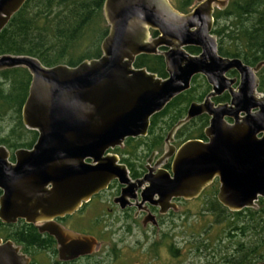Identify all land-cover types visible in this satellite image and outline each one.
I'll return each instance as SVG.
<instances>
[{
	"label": "water",
	"instance_id": "1",
	"mask_svg": "<svg viewBox=\"0 0 264 264\" xmlns=\"http://www.w3.org/2000/svg\"><path fill=\"white\" fill-rule=\"evenodd\" d=\"M25 1L0 0V31ZM214 2L198 0L191 11L180 14L167 0H103L108 28L100 55L73 67H45L29 56L0 55V70L22 67L30 75L20 118L37 134L29 149L12 153L13 163L0 146L1 223L34 224L70 215L111 180L142 188L141 202L163 208L173 207L172 198H196L214 177L219 183L216 199L228 211L253 208L258 197L264 198V95L255 93L254 75L264 60L250 68L218 55L210 34ZM149 31L157 36L150 39ZM186 47L198 53L189 54ZM141 54L160 55L166 77L134 68ZM230 70L238 74L235 90L234 80L225 77ZM197 74L211 91L202 103L189 105L174 129L206 114L207 142L188 140L176 150L168 147L169 172L156 163L154 173L130 181L125 166L108 151L126 138L145 136L149 118L186 91ZM225 90L228 104L209 100ZM53 230L60 253L74 258L91 251L92 238L65 244L60 228ZM0 264H27V259L5 241L0 243Z\"/></svg>",
	"mask_w": 264,
	"mask_h": 264
},
{
	"label": "trees",
	"instance_id": "2",
	"mask_svg": "<svg viewBox=\"0 0 264 264\" xmlns=\"http://www.w3.org/2000/svg\"><path fill=\"white\" fill-rule=\"evenodd\" d=\"M168 2L179 13H186L193 0ZM102 3L103 0H26L0 31V55L29 56L45 67H73L84 60L97 58L100 55V42L108 28L102 17ZM215 21L211 33L216 37L220 56L237 57L249 66L264 60V0H228L224 10L215 12ZM94 31H97L95 35ZM150 33L153 34L152 31ZM186 51L197 53L194 47H188ZM133 67L145 69L161 79L166 77L160 55H138ZM257 79V91L264 94V65L258 71ZM29 81L30 75L25 68L0 70V135L5 134L0 136V145L10 151L29 149L37 137L35 131L27 130L22 125L20 118ZM206 92L207 87L200 77H192L186 91L172 98L163 109L150 117L145 137L126 138L122 149L114 150L119 153L120 162L128 168L131 176L136 175L133 166L139 165L151 151L161 150L166 131L184 118L188 104L200 100ZM206 121L205 115H199L184 123L175 132L177 143L200 139ZM2 125L8 126L5 133ZM210 190L212 193L208 198L213 205L202 207L197 216L207 213L213 217L211 224L222 225L218 236L213 239L200 238L209 231L201 230L196 234L198 238L193 239V251H179L177 241L172 239L173 233L167 246L168 255L175 262L182 253L187 255V252H192L195 257H209V262L204 264H264V199L259 198L256 209L230 212L216 202L213 197L215 190ZM188 214L186 210L180 213L182 218L178 215L174 219L185 222ZM99 222V218H87L89 230L86 233L98 235L102 230L98 228ZM23 226L27 229H23ZM33 233L34 229L21 222L0 223V238L23 248H32L31 244L36 240ZM167 233H163L162 238ZM27 252L32 258L31 264H47V251ZM152 253L155 254L150 251ZM176 264L197 263L191 260L185 263L183 260Z\"/></svg>",
	"mask_w": 264,
	"mask_h": 264
},
{
	"label": "flooded vegetation",
	"instance_id": "3",
	"mask_svg": "<svg viewBox=\"0 0 264 264\" xmlns=\"http://www.w3.org/2000/svg\"><path fill=\"white\" fill-rule=\"evenodd\" d=\"M193 1H194V5L188 10V12L191 11L198 3V0H193ZM227 2L228 0H216V2L212 3V11H211L212 28H213V24L216 22L215 12L224 10L227 5ZM180 14H185V13H180ZM152 32L153 34H151L149 31L150 39L157 36V33L155 31ZM210 34L212 33L210 32ZM216 47H217V43H216ZM159 50L163 51L165 49L160 48ZM197 53H198V49H197ZM224 58L239 59L237 57H224ZM240 62L244 65H247L243 63L241 60ZM254 66H249V67L253 68ZM260 68L258 69V71L260 70ZM258 71L254 73L256 79H257ZM194 76L200 77V79L204 82V84L207 87V92L203 94L200 100L191 103H202L209 94V92L211 91V89L203 76L199 74ZM225 77L234 80V83L231 85V88L232 90H235L238 82V74L235 71L230 70L225 74ZM190 82H189V86H190ZM257 86H258V79H257ZM255 93L257 95H264L257 91V87L255 89ZM209 100L214 105L228 104L230 100V95L228 91L225 90L218 96L209 97ZM217 100L221 102H218ZM191 103L188 104L185 110V114ZM201 115H205L207 117L206 125L202 129L203 136L200 139H193V140H199L202 143H206L207 138H205L203 134V130L208 126L209 118L206 114H201ZM226 122L230 123L229 120H226ZM176 124L177 122L174 123L168 131H166L164 138L162 139V146L160 151L157 150L151 151L147 155V157L143 161H141L139 165H135L132 167V169L133 168L136 169L135 177L130 175L128 168L120 162V157L118 155L119 153L114 151V150L119 151L120 149H122V146L113 148L109 150L108 153L115 155L118 158V163L125 166L130 181L140 179L144 175H147L149 172L154 173L156 171L154 167L156 163L159 164L161 163L162 164L161 169H164L167 172H169L170 163L172 161V155L168 156V154H166L168 153L167 152L168 149L170 147H173L174 150H176L182 143L188 141L186 140L184 142L177 143V140L175 139V132L182 125L177 129H174ZM148 127L146 131V135L148 132ZM6 150L9 154L8 161L10 163H13L12 153L17 149L13 151H10L8 149ZM218 187H219L218 178L214 177L211 179V181L208 184H206V186L200 191L199 195L196 198H192L189 200H184L181 198H172L169 201V204L172 205L173 207L163 208V206L149 204L147 201L141 202L139 198V194L142 188H138L136 190L131 189L126 185L118 184L116 180H111L103 190L93 195L88 201L81 203L80 206L70 215L54 218L50 221L36 222L34 224H27L23 220H17L16 222L11 223V224H16L21 222L22 224L29 225V228L34 229L33 234H35L36 240H34L35 242L32 244L29 242L32 245V248L30 247L23 248L22 246L15 245L10 240H4L2 238H0V243L5 241H10L14 247L18 248V253L27 259V264L32 263V258L27 251H47L49 253L48 256H45L47 264H108V263L114 264L119 259L121 264H124V261L128 262V260L131 259L132 261H134V263H137L138 258H141V256L145 257L149 255L152 256L151 257L152 259H158L156 264H169L170 259L167 253V251H169L167 247L169 243L164 242L162 244L161 250L156 251L153 248L155 244L152 241L154 234L160 235L161 238L163 233L168 232L169 235L170 229L166 230L165 226L168 225L172 221V219L175 220L174 217H177L179 215V217L181 218L180 213L186 212L187 209L185 208L184 205L189 201L199 200V202H201L200 204L201 208L212 206L213 204L208 198L209 193L210 194L212 193V190L210 189L215 190V194L213 195V197L216 199ZM259 198L262 197H258L257 200L254 202V207L248 209H256ZM216 202L219 204L217 199ZM219 205L222 206L221 204ZM172 212L175 213L174 216H172ZM234 212H238V211H234ZM87 218H94V219L99 218L100 222L98 228L99 229L101 228L103 231L101 230L100 232H98L99 233L98 235L86 233L89 230V227L87 226L88 224L86 223ZM1 224L8 225L4 223ZM53 226L60 228L62 237L67 239L66 241L62 239L65 244H69V242L72 241L71 239L74 240L75 238H79V239H82L84 237L92 238L94 240V244L91 248V251H89L88 254L79 255L74 258H71L70 254L60 253L58 251L59 245L57 239L52 233L54 231ZM135 228L141 231V235L139 234L140 236H138V234L134 232ZM23 229H27V227L23 226ZM129 239H133V240H129ZM23 250H25L26 252H24ZM150 251H154L155 254L154 255L153 253L150 254ZM124 253L126 254L125 256Z\"/></svg>",
	"mask_w": 264,
	"mask_h": 264
},
{
	"label": "rangeland",
	"instance_id": "4",
	"mask_svg": "<svg viewBox=\"0 0 264 264\" xmlns=\"http://www.w3.org/2000/svg\"><path fill=\"white\" fill-rule=\"evenodd\" d=\"M194 5V1L191 4V7ZM106 24V23H105ZM97 31L93 32V35L96 34ZM4 132L5 133L8 130V126L5 127V125H2ZM5 135V134H2ZM201 202H199V200L197 201H189L187 202L184 206L187 209V213L188 214V219L183 222L182 220H173V223H169L168 225L165 226V229L169 230V235L167 233L166 238L162 239L160 237V235L154 234V237L152 238L154 245V249L156 251H160L162 244L165 243H171V234L174 233V236L172 237V239H175L177 241V246L180 247L179 251H193V249H191L192 247V243H193V239H197L198 236H196V234L201 233V230H209L208 233H203L202 235H200V238H206L209 237L210 239H213L214 237H217L219 234V228L221 229L222 225H218V224H211L213 221V217L210 216L207 213H203L201 216H197V212H199L202 208L200 206ZM180 209V208H178ZM183 216L181 215V218ZM186 223L187 226H186ZM180 229V231H179ZM179 231V233H178ZM201 231V232H200ZM134 232H136V234H138V236L141 235V231L137 230L136 228L134 229ZM172 232V233H171ZM140 234V235H139ZM151 234V233H150ZM141 238V237H140ZM115 240V239H114ZM129 240H133V239H129ZM135 253V252H134ZM119 255V252H118ZM126 254L124 253V256ZM162 255V253H161ZM152 256H145L141 258L137 259V263H134V261L128 260V262L124 261V264H156L158 259H152ZM162 257V256H161ZM209 257L206 256V258L204 257H195V255H193V253L191 252H187V255H185V253H182V255L180 257H178V259L176 260V262L173 260V258L171 256H169L170 262L169 264H176L177 261L179 262H184L187 263L189 260L197 263V264H204L205 262H209ZM110 264V263H108ZM114 264H121L120 263V259L117 260Z\"/></svg>",
	"mask_w": 264,
	"mask_h": 264
}]
</instances>
